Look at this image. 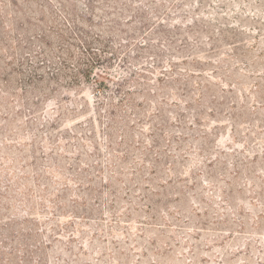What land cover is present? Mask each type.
Wrapping results in <instances>:
<instances>
[{
	"label": "rangeland",
	"instance_id": "obj_1",
	"mask_svg": "<svg viewBox=\"0 0 264 264\" xmlns=\"http://www.w3.org/2000/svg\"><path fill=\"white\" fill-rule=\"evenodd\" d=\"M0 264H264V0H0Z\"/></svg>",
	"mask_w": 264,
	"mask_h": 264
},
{
	"label": "trees",
	"instance_id": "obj_2",
	"mask_svg": "<svg viewBox=\"0 0 264 264\" xmlns=\"http://www.w3.org/2000/svg\"><path fill=\"white\" fill-rule=\"evenodd\" d=\"M83 41H84V43L82 44L83 45V48L85 50L89 51V49L91 48L90 47V43L89 42H86V40H83ZM93 61H94V63L97 62V60H93ZM92 65H94V64H92ZM105 75H108V74L106 73ZM83 76L89 78V74L88 73L86 75H83ZM125 81H126L125 79H123V78L121 79V83H124L125 84ZM95 86L97 87V89L100 88V87L109 88V86L106 85V82L105 81H102V80L101 81H98V82H95ZM113 86H114L115 91L118 92V89L120 88V85L119 84H116V85L113 84ZM95 95H97V94H95Z\"/></svg>",
	"mask_w": 264,
	"mask_h": 264
}]
</instances>
